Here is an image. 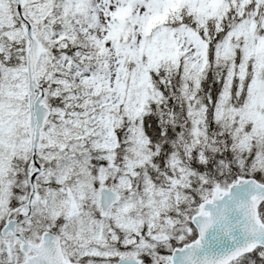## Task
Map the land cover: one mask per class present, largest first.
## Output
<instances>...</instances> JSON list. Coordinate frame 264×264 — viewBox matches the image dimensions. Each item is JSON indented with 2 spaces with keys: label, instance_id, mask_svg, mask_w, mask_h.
<instances>
[{
  "label": "snow or ice",
  "instance_id": "obj_1",
  "mask_svg": "<svg viewBox=\"0 0 264 264\" xmlns=\"http://www.w3.org/2000/svg\"><path fill=\"white\" fill-rule=\"evenodd\" d=\"M0 264H264V0H0Z\"/></svg>",
  "mask_w": 264,
  "mask_h": 264
}]
</instances>
